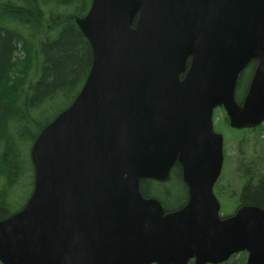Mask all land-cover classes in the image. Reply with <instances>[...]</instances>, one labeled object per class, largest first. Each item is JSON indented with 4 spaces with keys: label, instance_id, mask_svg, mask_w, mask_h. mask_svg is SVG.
Masks as SVG:
<instances>
[{
    "label": "water",
    "instance_id": "95a60500",
    "mask_svg": "<svg viewBox=\"0 0 264 264\" xmlns=\"http://www.w3.org/2000/svg\"><path fill=\"white\" fill-rule=\"evenodd\" d=\"M75 23L90 69L32 142L33 187L0 219V262L218 263L259 241L248 264H264V210L220 219L212 192L223 159L214 108L234 128L264 120V0H91ZM175 162L189 199L164 213L140 182L166 181Z\"/></svg>",
    "mask_w": 264,
    "mask_h": 264
},
{
    "label": "trees",
    "instance_id": "16d2710c",
    "mask_svg": "<svg viewBox=\"0 0 264 264\" xmlns=\"http://www.w3.org/2000/svg\"><path fill=\"white\" fill-rule=\"evenodd\" d=\"M90 3L0 0V219L18 210L30 192L20 200L25 187L32 185L23 145H30L40 129L72 101L88 73L91 47L74 18L85 14ZM47 17L52 21L44 22ZM248 77L246 72L238 77V102ZM152 183L163 196L153 191ZM172 185L177 192L170 189ZM140 189L145 197L158 198L165 209L176 208L185 196L177 164L168 181L143 179ZM243 197L261 204L264 186L252 193L244 190Z\"/></svg>",
    "mask_w": 264,
    "mask_h": 264
},
{
    "label": "flooded vegetation",
    "instance_id": "af4514ba",
    "mask_svg": "<svg viewBox=\"0 0 264 264\" xmlns=\"http://www.w3.org/2000/svg\"><path fill=\"white\" fill-rule=\"evenodd\" d=\"M255 66V61L248 63L242 73L250 70L249 75L251 76ZM227 127L231 131L226 135L222 134L223 164L212 188L220 205L219 216L221 219L236 214L243 207L264 210V200L261 204H256L246 202L243 197L244 190L252 193L264 186V121L255 126L241 129L231 128L228 123ZM177 165L180 170V179L183 182L180 165ZM188 199V187L185 184V196L181 204L172 209L164 208V212L178 209ZM248 254L247 249H239L228 260L219 264H247Z\"/></svg>",
    "mask_w": 264,
    "mask_h": 264
},
{
    "label": "rangeland",
    "instance_id": "374dc122",
    "mask_svg": "<svg viewBox=\"0 0 264 264\" xmlns=\"http://www.w3.org/2000/svg\"><path fill=\"white\" fill-rule=\"evenodd\" d=\"M52 21V19L51 18H49V17H47L45 20H44V22H51ZM249 73H250V70H249V72H247L246 71V77H247V75H249ZM246 78H245V80H244V82H243V84L245 85L246 84ZM238 95H240V93L238 94ZM242 95V94H241ZM240 95V96H241ZM224 115H225V113H224V111H223V109L222 108H220V107H217V108H215L214 110H213V126H214V129L216 130V131H218V132H222L223 134H228L229 133V131H231V129H229L228 127H227V125L225 124V121H224ZM28 147H29V144H24L23 145V147H22V152L23 153H26L27 151H28ZM22 159H24L23 157H22ZM27 166H28V159H27ZM152 185V188H153V191L154 192H156L159 196H163L162 194H161V189L159 188V186L156 184V183H152L151 184ZM168 185V184H167ZM170 186V185H169ZM170 189L171 190H173V191H176L177 192V189H176V186H174V185H172L171 187H170ZM29 190H30V188H29V185H27L26 187H25V190H24V195L23 194H21L20 196L22 197V199H20L21 201L24 199V197L27 195V193L29 192ZM180 190H181V188H180ZM173 198H174V196H173Z\"/></svg>",
    "mask_w": 264,
    "mask_h": 264
},
{
    "label": "bare ground",
    "instance_id": "6f19581e",
    "mask_svg": "<svg viewBox=\"0 0 264 264\" xmlns=\"http://www.w3.org/2000/svg\"><path fill=\"white\" fill-rule=\"evenodd\" d=\"M242 71H243V69H242ZM242 71H240L239 75L242 73ZM239 75H238V76H239ZM236 85H237V84H236ZM247 86H248V84H247ZM247 86H246V88H247ZM235 90H236V89H235ZM245 90H246V89H245Z\"/></svg>",
    "mask_w": 264,
    "mask_h": 264
}]
</instances>
